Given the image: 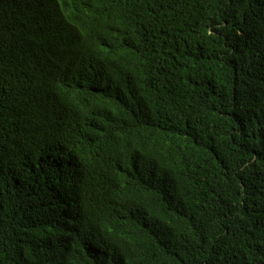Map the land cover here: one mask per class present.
I'll list each match as a JSON object with an SVG mask.
<instances>
[{"label": "trees", "instance_id": "1", "mask_svg": "<svg viewBox=\"0 0 264 264\" xmlns=\"http://www.w3.org/2000/svg\"><path fill=\"white\" fill-rule=\"evenodd\" d=\"M0 264H264V0H0Z\"/></svg>", "mask_w": 264, "mask_h": 264}]
</instances>
